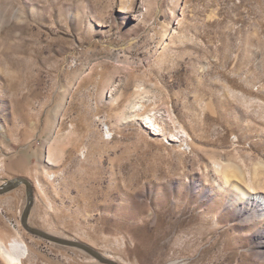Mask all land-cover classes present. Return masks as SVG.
Here are the masks:
<instances>
[{
	"label": "rangeland",
	"instance_id": "374dc122",
	"mask_svg": "<svg viewBox=\"0 0 264 264\" xmlns=\"http://www.w3.org/2000/svg\"><path fill=\"white\" fill-rule=\"evenodd\" d=\"M14 178L30 227L123 264H264V0H0ZM26 202L0 195L21 264H101Z\"/></svg>",
	"mask_w": 264,
	"mask_h": 264
},
{
	"label": "water",
	"instance_id": "95a60500",
	"mask_svg": "<svg viewBox=\"0 0 264 264\" xmlns=\"http://www.w3.org/2000/svg\"><path fill=\"white\" fill-rule=\"evenodd\" d=\"M20 185L25 186L26 195H27V202H26L25 209H24L22 217H21V224L25 230H27L28 232H30L31 234H33L35 236H38L40 238L54 242L56 244H60V245H64V246H70L72 248L80 249V250L84 251L85 253H87L88 255H90L91 257H93L94 259L98 260L101 264H119V263H117L111 259L104 257L100 252H98L96 249H94L93 247H91L87 244H84V243L79 242V241H74V240L70 241V240L61 239V238L52 236L46 232H43L39 229L30 227L28 225V215H29L30 208L32 205V201H33L32 200V187H31L30 183L24 178H14L12 180L7 181L2 186H0V195L15 189L16 187H18Z\"/></svg>",
	"mask_w": 264,
	"mask_h": 264
},
{
	"label": "bare ground",
	"instance_id": "6f19581e",
	"mask_svg": "<svg viewBox=\"0 0 264 264\" xmlns=\"http://www.w3.org/2000/svg\"><path fill=\"white\" fill-rule=\"evenodd\" d=\"M49 157H50V155L48 156V158ZM227 178L225 179V182H228ZM245 196H246V194H245ZM246 199H248L250 201L252 200V203H254L255 205L257 204L259 207L260 206L262 207V205L260 204L261 200L264 201V199H261V197H259V196L253 197V196H249L248 195L246 197ZM263 210H264V208H263ZM18 238L17 237L16 238L15 237L11 238V240L7 244H3L2 241L0 242V257L3 259L4 262H6V264H21V258L25 254L26 246ZM262 243L263 244L261 245V247L264 248V242H262ZM104 257H106L108 259L110 258V257L105 256V255H104ZM113 261H115V262H117L119 264H123L122 262L117 261V260H113Z\"/></svg>",
	"mask_w": 264,
	"mask_h": 264
}]
</instances>
